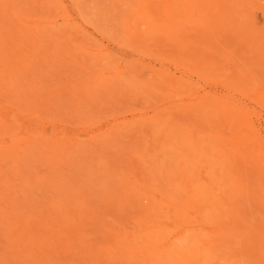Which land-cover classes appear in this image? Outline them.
<instances>
[{
  "label": "rangeland",
  "instance_id": "374dc122",
  "mask_svg": "<svg viewBox=\"0 0 264 264\" xmlns=\"http://www.w3.org/2000/svg\"><path fill=\"white\" fill-rule=\"evenodd\" d=\"M0 264H264V0H0Z\"/></svg>",
  "mask_w": 264,
  "mask_h": 264
},
{
  "label": "bare ground",
  "instance_id": "6f19581e",
  "mask_svg": "<svg viewBox=\"0 0 264 264\" xmlns=\"http://www.w3.org/2000/svg\"><path fill=\"white\" fill-rule=\"evenodd\" d=\"M250 1V0H249ZM210 4V3H209ZM238 6H239V4H238ZM229 24V23H228ZM30 35V34H29ZM38 53V52H37ZM45 56V55H44ZM251 62V61H250ZM249 63V62H248ZM246 64V63H245ZM246 76V75H245ZM12 79V78H11ZM235 80V79H234ZM254 80V79H253ZM36 83V82H35ZM247 83V82H246ZM96 84V83H95ZM10 87V86H9ZM94 87V86H93ZM81 89V88H80ZM14 89H12V91H13ZM20 90V89H19ZM220 112V111H219ZM206 134V133H205ZM211 134V133H210ZM212 136H213V134H212ZM207 137V136H206ZM209 137V136H208ZM36 139V138H35ZM59 143V142H58ZM94 144H96V143H94ZM11 145V144H10ZM29 147V146H28ZM71 147V146H70ZM82 147V146H81ZM213 150V149H212ZM116 151V150H115ZM45 152V151H44ZM197 152V151H196ZM14 154V153H13ZM44 154V153H43ZM46 155V154H45ZM86 157V156H85ZM104 163V162H103ZM38 165V164H37ZM46 166V165H45ZM73 166V165H72ZM216 166V165H215ZM98 170V169H97ZM44 173V172H43ZM225 176H226V174H225ZM39 177V176H38ZM121 179V178H120ZM10 183V182H9ZM42 183V182H41ZM66 184V183H65ZM235 184V183H234ZM34 185V184H33ZM239 185V184H238ZM123 186V185H122ZM236 188V187H235ZM101 192V191H100ZM144 192V191H143ZM229 194V193H228ZM53 196V195H52ZM121 196V195H120ZM106 200V199H105ZM6 205V204H5ZM77 205V204H76ZM69 208V207H68ZM61 210V209H60ZM20 216V215H19ZM29 219V218H28ZM34 225V224H33ZM231 230V229H230ZM65 236V235H64ZM69 237H70V235H69ZM184 240H185V238H184ZM72 242V241H71ZM185 242V241H184ZM60 243V242H59ZM73 245V244H72ZM76 248V247H75ZM154 249V248H153ZM192 250V249H191ZM189 251V250H188ZM156 253V252H155ZM186 255V254H185Z\"/></svg>",
  "mask_w": 264,
  "mask_h": 264
}]
</instances>
